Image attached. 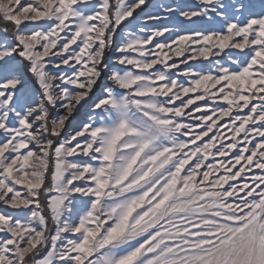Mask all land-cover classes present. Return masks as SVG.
Instances as JSON below:
<instances>
[{
    "label": "snow or ice",
    "instance_id": "6c2138e0",
    "mask_svg": "<svg viewBox=\"0 0 264 264\" xmlns=\"http://www.w3.org/2000/svg\"><path fill=\"white\" fill-rule=\"evenodd\" d=\"M0 264H264V0H0Z\"/></svg>",
    "mask_w": 264,
    "mask_h": 264
}]
</instances>
